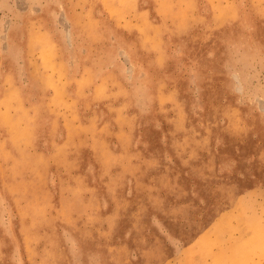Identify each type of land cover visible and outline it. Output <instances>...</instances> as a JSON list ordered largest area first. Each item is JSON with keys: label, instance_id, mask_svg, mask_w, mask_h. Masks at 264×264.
I'll return each mask as SVG.
<instances>
[{"label": "rangeland", "instance_id": "rangeland-1", "mask_svg": "<svg viewBox=\"0 0 264 264\" xmlns=\"http://www.w3.org/2000/svg\"><path fill=\"white\" fill-rule=\"evenodd\" d=\"M0 264H264V0H0Z\"/></svg>", "mask_w": 264, "mask_h": 264}]
</instances>
